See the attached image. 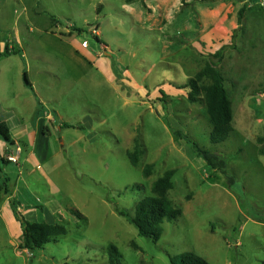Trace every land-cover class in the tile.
I'll list each match as a JSON object with an SVG mask.
<instances>
[{"label":"rangeland","instance_id":"rangeland-1","mask_svg":"<svg viewBox=\"0 0 264 264\" xmlns=\"http://www.w3.org/2000/svg\"><path fill=\"white\" fill-rule=\"evenodd\" d=\"M222 47L233 132L211 144L203 96L189 103L178 88ZM37 101L53 122L36 159L1 167L0 264H108L109 245L123 264H170L185 252L209 264H264V0H0V120L34 124ZM135 140L142 154L132 166ZM193 143L225 159L231 183ZM168 170L181 215L153 244L116 209L132 217ZM49 199L64 209L68 234L29 258L14 210L25 217L35 207L25 219L42 222Z\"/></svg>","mask_w":264,"mask_h":264},{"label":"trees","instance_id":"trees-1","mask_svg":"<svg viewBox=\"0 0 264 264\" xmlns=\"http://www.w3.org/2000/svg\"><path fill=\"white\" fill-rule=\"evenodd\" d=\"M130 1V0H127ZM244 8H240L237 13V23H241ZM235 35L231 36L232 41ZM230 47V46H227ZM222 47L210 57L214 62L207 63L179 90H187V101L197 103L200 96H203L205 113L211 124L209 132V141L211 144H220L226 141L233 132L232 126V108L228 93L224 86V78L219 71V64L223 60L225 49ZM25 84L28 85L26 75L24 74ZM161 93V92H160ZM179 136H182L179 134ZM185 139V136H183ZM0 140L7 145H12L13 141L5 123L0 122ZM258 154L264 157V134L256 138ZM196 154L203 159L206 165L215 171L221 172L231 183L232 179L228 177L224 158H218L214 153L199 148L195 143L192 144ZM142 152L139 149L137 140L134 141L132 152L127 154L128 160L132 166H136ZM6 159L0 154V172L2 165L8 164ZM153 165H146L142 174L144 177L151 175ZM173 170L165 171L161 177L157 178L150 187L151 195L145 196L134 206V213L129 217L126 213L116 209V213L126 219L132 225L138 236L149 239L156 244L162 234L161 225L164 222L174 221L181 215V209L173 206L168 198V192L173 188L172 177ZM228 182V183H229ZM229 183V184H230ZM0 184H3L0 183ZM4 188V187H3ZM7 193V189L4 188ZM15 219L20 224L22 246L20 248L28 251L41 250L46 244L56 242L58 238L65 237L68 232L62 223L48 224L45 222H29L23 216L18 215L14 210ZM77 217L80 215L77 213ZM108 264L121 263V255L114 245H109L106 249ZM170 264H209L203 258L191 252H185L177 256H168Z\"/></svg>","mask_w":264,"mask_h":264},{"label":"crops","instance_id":"crops-1","mask_svg":"<svg viewBox=\"0 0 264 264\" xmlns=\"http://www.w3.org/2000/svg\"><path fill=\"white\" fill-rule=\"evenodd\" d=\"M208 15V14H207ZM235 28L236 27V21L235 19L233 21H230L229 27ZM217 27V26H216ZM219 29L221 27L218 26ZM213 27L208 31V39L211 38V33H213ZM200 42L203 45L202 47L205 49V46L203 44V39L200 38ZM222 44V43H219ZM205 53H198V55H204ZM23 56V55H22ZM28 82V81H27ZM27 89L32 91L35 94V89L33 85L25 84ZM38 107L35 110V123L34 124H28L24 119L20 118L19 120H16L15 123L10 124L6 121L0 120V122H3L8 127L11 140L13 141L12 145H7L4 142L0 140V154L4 157L14 149L16 145H19L21 147V154L19 157V160H21V157H23V161L25 164L29 162L32 159H36L38 152H36L37 144L49 134V129L47 127L48 123L53 122L52 113L49 111H46L44 109V104L41 101H37ZM2 119V118H1ZM48 122V123H47ZM84 132L89 133L88 130L91 129L89 127H81ZM87 137H90V134L87 135ZM12 164V163H9ZM14 165V164H12ZM18 165V164H17ZM39 168V166H37ZM8 191V190H7ZM9 194V191H8ZM35 207L31 208L29 212L25 215L24 218H36V214L34 213ZM29 209V208H27ZM42 214V222L48 223V224H55V223H62L64 221V209L62 206H60L57 202H55L52 199H49L45 202V204L40 209ZM27 216V217H26ZM0 218H1V210H0ZM36 222V221H34ZM14 234L16 237V240H18V247L22 246V237H21V228L20 224L17 222V225L15 224L14 228ZM22 249V248H21ZM24 252L27 253L28 257L31 258L32 254L28 252L26 249H22Z\"/></svg>","mask_w":264,"mask_h":264},{"label":"built area","instance_id":"built-area-1","mask_svg":"<svg viewBox=\"0 0 264 264\" xmlns=\"http://www.w3.org/2000/svg\"><path fill=\"white\" fill-rule=\"evenodd\" d=\"M20 154H21V147L19 145H16L14 147V149L11 151V153L7 154L5 156V159L12 163V164H18L19 162V157H20Z\"/></svg>","mask_w":264,"mask_h":264}]
</instances>
